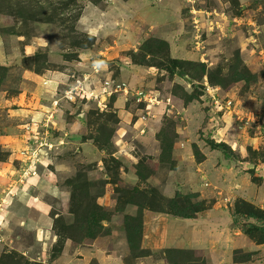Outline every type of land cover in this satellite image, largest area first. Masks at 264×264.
Listing matches in <instances>:
<instances>
[{
  "label": "rangeland",
  "instance_id": "rangeland-1",
  "mask_svg": "<svg viewBox=\"0 0 264 264\" xmlns=\"http://www.w3.org/2000/svg\"><path fill=\"white\" fill-rule=\"evenodd\" d=\"M34 1L52 4L46 21L25 24L0 13V65L6 67L0 72V264H76L98 238L110 236L119 253L133 255L124 232L145 224L150 200L167 206L151 190L163 194V172L156 171L161 157L163 166L171 167L179 141L180 149L188 143L201 160L199 144L223 142L218 128L227 118L238 122L236 127L262 129L264 0H182L178 8L146 0L128 13H121L115 0ZM148 38L166 40L173 56L186 54L189 69L197 67L194 63L213 68L221 97L234 100L238 109L216 111L202 88L209 80L205 74L196 81L199 98L187 112L189 103L180 105L171 94L176 88L175 95L184 98L195 86L132 60L131 53L140 54ZM107 80L125 81L163 101L147 108V102L121 92L107 95L102 109ZM212 109L218 120L214 128L208 127ZM100 123L114 129L104 148L92 139ZM183 125L188 129L178 133ZM163 127L176 133L173 145L160 135ZM169 145L172 155L165 153ZM258 151H264V143ZM188 153L178 155L189 159ZM156 180L158 185L151 184ZM90 213L100 219L95 229L83 219ZM86 264L97 259L89 255Z\"/></svg>",
  "mask_w": 264,
  "mask_h": 264
},
{
  "label": "crops",
  "instance_id": "crops-1",
  "mask_svg": "<svg viewBox=\"0 0 264 264\" xmlns=\"http://www.w3.org/2000/svg\"><path fill=\"white\" fill-rule=\"evenodd\" d=\"M145 1L115 0V5L121 13H128L130 8L135 11L140 10V6H144ZM163 1L167 6L175 8H178L182 2V0ZM221 14H224L225 19L229 17L226 12ZM253 22L252 19L248 21V23ZM226 23L224 21L222 25ZM174 49L176 50V47L172 46L173 52ZM177 52L174 53V57L186 58V54H181L182 51ZM177 77L179 78V75H174L173 80L177 81ZM171 95L178 104L186 105L182 98L175 94ZM193 106V103H189L185 110L188 112ZM208 113L212 114L208 127L214 128L218 125V120L215 119L216 112L212 109ZM204 121L203 119V123ZM226 121L221 124L218 131L223 135V142L232 147L237 158H226L220 150L199 144L203 157L197 161L190 145L184 144L185 147L180 149L178 141L176 154L173 157L174 167L165 168L159 162L156 170L157 173L163 172L161 190L165 196L173 197L178 191L195 193L211 204L209 208L200 211L192 218H180L146 210L145 224L137 229L136 239H133L131 231L124 232L123 239L127 242L126 246L130 248L133 245L134 249L139 251L138 254L119 253L114 238L100 237L93 243L92 248L87 249L92 251L83 252L85 258L75 263L86 264L89 255H92L97 259V264H264V243L253 242L243 232L240 223L235 222L233 215V206L238 198L264 209V161L260 158L251 159L249 155L250 147L259 150L264 143V122L262 129L258 130L259 127L254 124L246 127L240 123L241 126L236 127L239 125L238 122ZM181 129L185 131L188 126L177 127L178 133ZM186 135H190V130L184 132L183 136ZM185 149H189V159L185 158L186 155L183 157L178 155L180 151L185 154ZM189 171H192V175ZM253 175L260 177V181L255 182ZM155 182L151 184H159L158 180ZM214 220L217 222L214 223ZM214 224L217 228L213 226ZM82 250L85 251L86 247ZM180 250L189 252L188 259H182L178 253Z\"/></svg>",
  "mask_w": 264,
  "mask_h": 264
},
{
  "label": "trees",
  "instance_id": "trees-1",
  "mask_svg": "<svg viewBox=\"0 0 264 264\" xmlns=\"http://www.w3.org/2000/svg\"><path fill=\"white\" fill-rule=\"evenodd\" d=\"M52 6L46 5L43 2L34 1V0H0V13L8 14L11 16H18L23 20L25 24H28L31 20L35 21H46V12L48 13V9ZM48 21V20H47ZM21 34L27 35L26 32H21ZM80 44H77L76 47H79ZM81 48H83L81 46ZM67 56V55H66ZM69 57V56H67ZM132 60L136 65L148 67V66H155L157 68H161L166 70L167 72L171 73L172 75H179L181 77L186 78L189 76L192 79V86H195L194 91L185 95L183 100L186 103H190L195 99L199 98V93L196 92V87H199L196 84V81L203 80L205 74H208V83L212 87H217L215 84L218 83V74L215 73L213 68H209L207 64L204 63H194L196 68L189 69L186 67V59L174 57L170 50V44L161 39H154L148 38L144 41L141 47V53L137 54L136 52L131 53ZM35 70L37 73H41L42 66L36 63ZM5 71L6 67L0 65V72ZM247 72V70H245ZM242 74V72L240 73ZM240 78V77H236ZM179 87V85H176ZM180 88V87H179ZM183 88V87H182ZM202 88L206 91V85H202ZM184 89V88H183ZM175 92L178 94L176 88ZM174 93V94H176ZM207 94V92H206ZM113 114H110V117H113ZM109 125L106 123H100L97 130V134L92 135V139L94 140L95 144L101 148L107 147L110 143V138L113 135L114 129H108ZM104 129L109 130L106 132ZM107 133V134H106ZM164 135V140H168V143L174 144L176 139V133L173 129L168 127H163L161 130L160 135ZM208 144L211 146L212 149L220 150L224 153L226 158L233 159L237 158L238 156L232 149V147L227 144L226 142H217L213 139L207 141ZM197 148V147H196ZM173 147L169 145V148L165 149V153L168 155H172ZM196 154L198 151H195ZM1 153V147H0ZM249 155L250 158H257L261 157V160L264 161V151L261 153L258 150H254L252 147L249 148ZM197 156V155H196ZM164 158L161 157V164L164 165ZM198 159L200 157L198 156ZM117 164H121L118 160L114 159ZM175 162L173 161L174 167ZM164 167V166H163ZM169 167V168H171ZM166 168V167H165ZM109 171V170H108ZM253 173V171H252ZM253 180L255 182L260 181V177L253 175ZM153 194L158 195L161 200H164L167 203V206L157 205L154 206L152 201L150 200L147 205L148 208L154 211H162L167 214H171L176 217L180 218H192L195 217L200 211H203L211 206V204L205 205L207 202L206 200L195 199L200 197L198 194H182L181 192H177L173 197H167L162 193H158L154 187H151ZM160 192V191H159ZM233 215L235 218L236 223H240L243 232L255 243L262 244L264 243V209L253 204L247 200L242 198H238L235 201V205L233 208ZM83 219H88V223L95 229L99 222L98 218L96 217L95 213H90L87 216H83ZM141 228V227H140ZM139 228V229H140ZM131 232L133 233V239L135 240L138 236V230L132 229ZM133 254L135 253L134 246L131 247ZM181 256L188 255L189 252H184L182 250L178 251ZM189 256V255H188ZM194 259V258H193ZM34 264V263H30Z\"/></svg>",
  "mask_w": 264,
  "mask_h": 264
},
{
  "label": "built area",
  "instance_id": "built-area-1",
  "mask_svg": "<svg viewBox=\"0 0 264 264\" xmlns=\"http://www.w3.org/2000/svg\"><path fill=\"white\" fill-rule=\"evenodd\" d=\"M191 3L193 2V0H189ZM193 11L197 12L200 11L198 9L195 8V6H192ZM197 20V19H196ZM236 22H240L241 18L236 17L235 18ZM198 20L196 21L197 24ZM197 26V25H196ZM254 31L256 32V30L254 29ZM106 87H104L103 91L101 92V94L103 93L106 94L104 95V97L101 98V100L99 101V107L102 108L103 105L105 106V102H103L106 98L107 95L111 96L112 94L115 93H123L124 95L128 96V95H135L133 97H136L138 101H145L147 102L146 107L150 108L152 107L154 104H160L163 100L160 99L158 96L156 95H149L148 93L143 92V90H139V89H132L130 88L129 84L125 81H121V82H114L111 80H107L106 82ZM206 85V91H207V95H209L211 97L212 103L215 106V109L217 112H220L224 109L229 111H236L238 109V105L237 103L234 102V100L232 99H227V98H222L221 97V92H220V88L219 87H212L209 85V83L206 81L205 82ZM99 94L96 95L95 97L98 98ZM170 101V98L168 99V103ZM103 109V108H102ZM239 113V112H238Z\"/></svg>",
  "mask_w": 264,
  "mask_h": 264
},
{
  "label": "water",
  "instance_id": "water-1",
  "mask_svg": "<svg viewBox=\"0 0 264 264\" xmlns=\"http://www.w3.org/2000/svg\"><path fill=\"white\" fill-rule=\"evenodd\" d=\"M186 79H187L189 84H192L193 81H192V79L189 76H186Z\"/></svg>",
  "mask_w": 264,
  "mask_h": 264
}]
</instances>
